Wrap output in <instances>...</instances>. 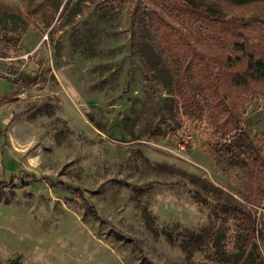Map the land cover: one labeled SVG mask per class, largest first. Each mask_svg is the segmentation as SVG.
Segmentation results:
<instances>
[{
    "label": "rangeland",
    "instance_id": "1",
    "mask_svg": "<svg viewBox=\"0 0 264 264\" xmlns=\"http://www.w3.org/2000/svg\"><path fill=\"white\" fill-rule=\"evenodd\" d=\"M198 1L224 16L0 0V264H264V79H230L264 57V0ZM217 70L225 134L199 83ZM186 82L200 113L178 103Z\"/></svg>",
    "mask_w": 264,
    "mask_h": 264
},
{
    "label": "trees",
    "instance_id": "2",
    "mask_svg": "<svg viewBox=\"0 0 264 264\" xmlns=\"http://www.w3.org/2000/svg\"><path fill=\"white\" fill-rule=\"evenodd\" d=\"M235 3H244L250 0H231ZM184 7H186L188 10H190L193 13H199L205 16V18L215 20L223 17V13L214 4L204 3L198 0H181ZM246 57V65L243 73H235L230 74V79L232 84L238 85V86H246L248 84V80H261L264 79V57H257L256 53L247 51L245 53ZM220 71L217 70V72L208 71L207 73H203L201 77H199V83L202 85L203 89H206V98L210 101V114L215 119L216 126L218 128L225 129H235L239 124V119L237 117V114L232 111L228 106L225 104V101L223 99H219V95L216 92L217 84L216 81H219L222 76L228 75L225 73H219ZM186 77V76H185ZM189 80V77H188ZM190 82H186L181 85V87L177 88L180 89L178 92V103L181 108H183L184 111L195 113H200L199 104H197V100L195 98V95L192 94L191 90H194L195 88L192 86ZM27 86V85H26ZM190 88V90L188 89ZM177 97V94L175 95ZM187 113V112H186ZM236 146V143H233L232 146L225 148H222V155L225 154L227 157H234V150ZM253 157L252 160L257 165V173L261 176H263L264 180V151L260 150H253ZM14 177V176H13ZM13 177L10 178L8 182L1 181L0 187L2 186H8V185H14V179ZM245 213V212H244ZM247 216V219L249 220L248 227L249 229L252 227L254 223L255 217L252 216L250 213H245ZM250 236L246 237V241L244 243L243 249H246V247L250 244L249 238ZM215 244V243H214ZM216 248V245H214Z\"/></svg>",
    "mask_w": 264,
    "mask_h": 264
},
{
    "label": "crops",
    "instance_id": "3",
    "mask_svg": "<svg viewBox=\"0 0 264 264\" xmlns=\"http://www.w3.org/2000/svg\"><path fill=\"white\" fill-rule=\"evenodd\" d=\"M7 100H3V102L2 103H5Z\"/></svg>",
    "mask_w": 264,
    "mask_h": 264
}]
</instances>
